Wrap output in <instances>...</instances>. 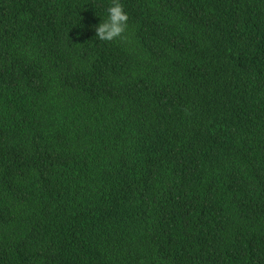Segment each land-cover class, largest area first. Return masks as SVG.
Segmentation results:
<instances>
[{
    "label": "trees",
    "instance_id": "obj_1",
    "mask_svg": "<svg viewBox=\"0 0 264 264\" xmlns=\"http://www.w3.org/2000/svg\"><path fill=\"white\" fill-rule=\"evenodd\" d=\"M0 0V264H264V0Z\"/></svg>",
    "mask_w": 264,
    "mask_h": 264
},
{
    "label": "clouds",
    "instance_id": "obj_2",
    "mask_svg": "<svg viewBox=\"0 0 264 264\" xmlns=\"http://www.w3.org/2000/svg\"><path fill=\"white\" fill-rule=\"evenodd\" d=\"M107 18L95 25V36L100 41L111 42L122 38L128 27V13L121 0H112L106 9Z\"/></svg>",
    "mask_w": 264,
    "mask_h": 264
}]
</instances>
